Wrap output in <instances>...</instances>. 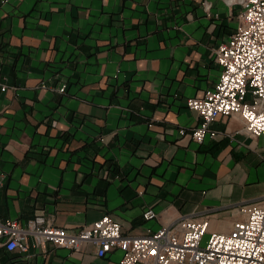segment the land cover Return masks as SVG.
Returning <instances> with one entry per match:
<instances>
[{"label":"crops","instance_id":"crops-1","mask_svg":"<svg viewBox=\"0 0 264 264\" xmlns=\"http://www.w3.org/2000/svg\"><path fill=\"white\" fill-rule=\"evenodd\" d=\"M242 1L0 0V221L43 215L76 231L109 215L139 236L189 216L229 232L241 205L264 200V148L238 114L193 141L185 102L213 89ZM120 257L0 246V264Z\"/></svg>","mask_w":264,"mask_h":264},{"label":"built area","instance_id":"built-area-1","mask_svg":"<svg viewBox=\"0 0 264 264\" xmlns=\"http://www.w3.org/2000/svg\"><path fill=\"white\" fill-rule=\"evenodd\" d=\"M242 6L235 31L214 51L220 73L213 89L201 98L187 99L186 105L200 118L192 134L197 142L216 135L212 125L218 116L238 114L243 132L260 139L264 148V0H245ZM242 213L244 219L228 233L209 236L205 220H176L131 236L123 234L109 215L76 231L54 226L42 216L25 224L7 219L0 222V246L8 252H27L49 243L80 251L91 244L98 258L119 252V264H264V200L244 205ZM142 216L148 221L156 213L146 209Z\"/></svg>","mask_w":264,"mask_h":264},{"label":"rangeland","instance_id":"rangeland-1","mask_svg":"<svg viewBox=\"0 0 264 264\" xmlns=\"http://www.w3.org/2000/svg\"><path fill=\"white\" fill-rule=\"evenodd\" d=\"M243 1H245V0H243ZM242 1V2H243ZM244 11V8H243V6H242V11H241V13ZM65 88H66V85L65 84H61L60 86H59V88H58V92L59 93H61V94H63L64 92H65ZM7 89V84L5 83V80L4 81H0V91H5ZM189 99V98H188ZM187 101V100H186ZM185 105H186V102H185ZM186 107H187V105H186ZM188 108V107H187ZM189 109V108H188ZM191 110V109H190ZM191 111H193V110H191ZM195 112V111H194ZM196 113V112H195ZM197 114V113H196ZM198 115V114H197ZM199 117V116H198ZM199 123H200V118H199ZM198 123V124H199ZM198 126V125H197ZM197 126H195V127H193V128H191L190 130H189V135L191 136V139L193 140V141H195V142H197L196 140H194V138H193V136H192V134H193V132H194V129L197 127ZM213 130V129H212ZM216 132V131H215ZM180 134H185V131H180ZM215 137V136H214ZM214 137H211V136H206L205 138H204V140L201 142V143H203L206 139H208V138H210V139H213ZM197 143H199V142H197ZM244 205H247V204H244ZM244 205H241L240 206V208L238 209V215L241 217V219L240 220H242V219H244V214L242 213V208H243V206ZM153 210V209H152ZM154 211V210H153ZM155 212V211H154ZM144 213V212H143ZM156 213V212H155ZM39 216H42V217H44V219H46L45 218V216H43V215H39ZM104 216V215H103ZM35 217H37V216H34L33 218H35ZM156 217H157V213H156ZM156 217L155 218H153V219H151V220H154V219H156ZM33 218H31V219H33ZM142 218H143V216H142ZM9 219V218H8ZM31 219H29V220H31ZM144 219V218H143ZM183 219H190V220H196V221H203V220H205V221H207L208 222V236L211 234V233H215V232H210L209 231V220H208V218L207 217H204V218H202V219H195V218H193V217H186V216H182V217H179L178 219H176V220H183ZM7 219H4V220H2V221H0V222H4V221H6ZM17 220V219H16ZM28 220V221H29ZM145 220V219H144ZM151 220H148V221H151ZM175 220V221H176ZM28 221H26V223H28ZM146 221V220H145ZM237 221H239V220H237ZM17 222H20V220H17ZM174 222V221H173ZM236 222V221H235ZM234 222V223H235ZM21 223V222H20ZM172 223V222H171ZM233 223V224H234ZM22 224V223H21ZM233 224H232V227H233ZM232 229V228H231ZM228 233V232H227Z\"/></svg>","mask_w":264,"mask_h":264}]
</instances>
